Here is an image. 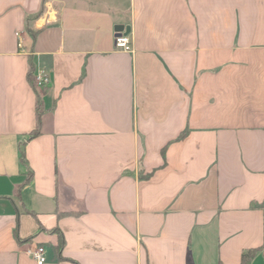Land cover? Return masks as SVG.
<instances>
[{
	"label": "crops",
	"instance_id": "0c3cea01",
	"mask_svg": "<svg viewBox=\"0 0 264 264\" xmlns=\"http://www.w3.org/2000/svg\"><path fill=\"white\" fill-rule=\"evenodd\" d=\"M254 203L264 0H0V264H264Z\"/></svg>",
	"mask_w": 264,
	"mask_h": 264
},
{
	"label": "built area",
	"instance_id": "2783aa9c",
	"mask_svg": "<svg viewBox=\"0 0 264 264\" xmlns=\"http://www.w3.org/2000/svg\"><path fill=\"white\" fill-rule=\"evenodd\" d=\"M115 47L119 50L132 51V41L128 32L117 31L114 39ZM50 83V77L44 69H38L34 74V85L36 88L46 87ZM31 255L37 264H43L46 261L45 248L42 245H36L26 251Z\"/></svg>",
	"mask_w": 264,
	"mask_h": 264
},
{
	"label": "trees",
	"instance_id": "16d2710c",
	"mask_svg": "<svg viewBox=\"0 0 264 264\" xmlns=\"http://www.w3.org/2000/svg\"><path fill=\"white\" fill-rule=\"evenodd\" d=\"M28 32L31 34V36L34 38L35 37V33L28 28ZM29 64H30V68H29V72H28V79L30 81V83L32 84L33 87H35L34 85V74H33V63L31 61V59L29 58ZM40 118H41V102L39 101V99H37L36 102V125L34 130L31 132V136L35 135L38 131H39V127H40ZM183 135V134H182ZM20 160L22 161V163H25V154H24V150L23 148H21L20 150ZM31 171L28 170V179L31 178ZM150 175V173L145 174V175H140V178H147ZM253 206H258L264 209V203L261 204H252ZM59 245L61 246L64 243V238L63 235L61 233H59ZM257 248L255 249H250L246 252H244L241 256V261L240 264H247L249 262V260L253 257V255L257 252Z\"/></svg>",
	"mask_w": 264,
	"mask_h": 264
},
{
	"label": "water",
	"instance_id": "95a60500",
	"mask_svg": "<svg viewBox=\"0 0 264 264\" xmlns=\"http://www.w3.org/2000/svg\"><path fill=\"white\" fill-rule=\"evenodd\" d=\"M122 30V28H115V31L117 32V31H121Z\"/></svg>",
	"mask_w": 264,
	"mask_h": 264
}]
</instances>
